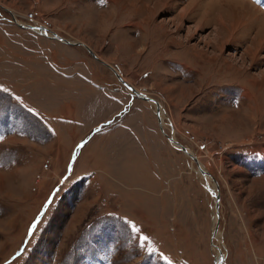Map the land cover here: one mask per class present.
Returning a JSON list of instances; mask_svg holds the SVG:
<instances>
[{"label":"rangeland","instance_id":"obj_1","mask_svg":"<svg viewBox=\"0 0 264 264\" xmlns=\"http://www.w3.org/2000/svg\"><path fill=\"white\" fill-rule=\"evenodd\" d=\"M248 1L0 0V264H215V245L264 264V0Z\"/></svg>","mask_w":264,"mask_h":264},{"label":"crops","instance_id":"obj_2","mask_svg":"<svg viewBox=\"0 0 264 264\" xmlns=\"http://www.w3.org/2000/svg\"><path fill=\"white\" fill-rule=\"evenodd\" d=\"M52 3V2H51ZM257 10H259L258 8H256V11ZM259 12L260 13H263L264 14V11L263 10H259ZM245 18H247V17H245ZM245 18H242V20H244L245 21ZM247 23V24H246ZM252 23H251V21H249V23H248V21L247 22H244V23H239L237 26H241V25H243V26H246L247 27V29H248V27L251 25ZM93 26H95L94 25V23L92 24ZM253 25V24H252ZM245 27V28H246ZM245 28H243V30L245 29ZM257 30V32H256V35H254L253 36V39L251 38V40H250V45H249V47L252 45L253 46V49L254 48H256V49H259V48H261V47H263V45H264V35L262 36L261 35V31H259V29H256ZM249 47H247V50L249 49ZM192 51H194L195 50V47L194 48H190ZM189 49V50H190ZM194 49V50H193ZM253 51V50H252ZM256 52H258V51H254V52H252L251 54H253V55H255L256 54ZM189 58H192L193 60H195V61H197L198 59H195L194 57V54H193V52L191 53V55L190 56H188ZM114 63H115V65H117L118 64V66H121L122 67V65H121V63H119L118 61H115L114 60ZM184 63V62H183ZM182 63V64H183ZM210 63V62H209ZM208 63V64H209ZM185 64V63H184ZM207 64V65H208ZM191 67V69L192 70H199V69H197V68H194L193 66H190ZM207 68V67H206ZM102 83H105V82H102ZM107 84V83H106ZM244 88H243V86L241 87V91L243 92L244 90H243ZM119 93H120V90H117ZM138 99V98H137ZM136 102V101H135ZM139 103V102H138ZM137 103V104H138ZM136 104V105H137ZM151 108V107H150ZM145 111H147V110H144V111H142V112H140V115H141V117H140V119H149V122H151V117L149 116V114L148 115H144V113H145ZM152 124V123H151ZM138 132V135H136V134H134L133 136H132V138H130V139H132L131 141H132V143L135 145H137V143L135 142V140L138 142V145H139V143H141V144H143V145H141V147H142V149L140 150V152H141V160H144L145 161V165L147 164V160H146V158L144 157V154L145 153H147V154H149V155H152V152H151V147H152V144H151V142L150 141H148V138L146 137V136H144L143 134H141L140 132H139V130L137 131ZM147 133V132H146ZM147 135H149V134H147ZM134 140V141H133ZM101 151H102V153H105V150H102L101 149ZM145 151V152H144ZM255 156L258 158V159H260V160H263V159H261V157H259V155L258 154H255ZM130 161V158H128L127 160L124 158V160H123V163H125V165H128V164H126L127 162H129ZM131 164H133V162L131 163Z\"/></svg>","mask_w":264,"mask_h":264},{"label":"bare ground","instance_id":"obj_3","mask_svg":"<svg viewBox=\"0 0 264 264\" xmlns=\"http://www.w3.org/2000/svg\"><path fill=\"white\" fill-rule=\"evenodd\" d=\"M237 1V0H236ZM240 1H243V2H245V3H247V4H249L250 6H252L253 8H254V5L253 4H251L248 0H240ZM250 6H249V8H250ZM237 16V15H236ZM12 17H14V18H12V21H14V23H16V24H19V25H22V26H25V27H28V28H32V29H37V30H42V31H45V32H47V35H48V38H51L52 39V36H53V33H54V30L52 29V28H50V26L49 25H47V24H44V23H39L38 22V20H36V19H34V18H31L27 23L26 22H24L25 24H22V23H19L20 21L18 20V18H16L15 17V15L13 14L12 15ZM248 21V20H247ZM245 22V21H244ZM243 22V23H244ZM237 23V22H236ZM236 23H234V24H236ZM247 24V23H246ZM59 36V35H58ZM60 38L64 41V42H68L69 43V40L68 39H66V38H63V37H61L60 36ZM104 62V61H103ZM110 68L112 69V71L114 72V73H116V75H120L121 77H122V75L119 73V71L117 70V69H113L111 66H110ZM226 69H228L229 67H225ZM123 78V77H122ZM123 81H125V79L123 78ZM126 82V81H125ZM127 85H128V87L129 86H131L129 83H127ZM138 92V91H137ZM139 93V92H138ZM153 99H155V98H153ZM155 101H156V99H155ZM155 101H151L152 103H157V102H155ZM156 105V104H155ZM158 110H159V116H160V119H161V123L162 124H165V122H164V118L165 117H163L162 116V112H163V109H162V107L161 106H159L158 105ZM168 137L169 138H171V135H169L168 134ZM172 138H174V136H172ZM178 146V145H177ZM178 147H180L181 148V146H178ZM177 148V147H176ZM190 153V154H189ZM188 155H194L195 156V153L194 152H192L189 148H188V153H187ZM201 163V162H200ZM201 166L204 168V165L201 163ZM197 167H198V165H197ZM199 168V167H198ZM205 169V168H204ZM206 170V169H205ZM198 171H199V173H201V171L198 169ZM202 174V173H201ZM202 176L204 177V178H208V180H209V178H211L209 175H206V176H204L203 174H202ZM216 223H217V221H216ZM215 223V224H216ZM214 228H215V226H214ZM213 228V229H214ZM219 231V230H218ZM218 231L216 232V234L218 233ZM216 236V235H215ZM216 237H218V236H216ZM215 237V238H216ZM215 245V244H214ZM215 247H217V249H219V253H221V250H220V248H219V246H217V245H215Z\"/></svg>","mask_w":264,"mask_h":264},{"label":"water","instance_id":"obj_4","mask_svg":"<svg viewBox=\"0 0 264 264\" xmlns=\"http://www.w3.org/2000/svg\"><path fill=\"white\" fill-rule=\"evenodd\" d=\"M62 40V39H61ZM78 44H84V43H82V42H78ZM107 66H111L110 64H108L107 62H104ZM113 69H115L113 66H111ZM118 76V78L121 80V81H123V78L120 76V75H117ZM123 82H125V81H123ZM129 88H132V89H134L132 86H129ZM135 90V89H134ZM134 95L135 96H137V97H141V98H143V99H145V100H153V101H155V99H153L152 97H148V96H146V95H141L140 93H138L137 91H135L134 92ZM155 102H157V103H155L156 104V111H157V114H159V110H158V105L159 106H161V104L156 100ZM160 115V114H159ZM158 115V119H159V124H160V127L162 128V123L160 122L161 121V119H160V116ZM175 141V140H174ZM176 142V141H175ZM181 149L182 150H184L186 153H188V148L187 147H185V146H181ZM190 154V153H189ZM191 157L195 160V162L197 163V165H198V167H199V170L201 171V173L204 175V176H206V175H208V171L207 170H205L202 166H201V163H200V161H199V159L196 157V156H194V155H191ZM209 187V186H208ZM211 188V191L215 194V196L217 197V201H216V206H217V208L219 207V200H218V196H219V194L213 189L212 190V187H210ZM215 191V192H214ZM219 230V224H218V222H217V224H216V226H215V228L213 229V236H212V243H213V245H214V239H215V235H216V232ZM225 259V256H224V254L222 253V251H221V253H220V256H219V258H217V260L215 261V264H221L222 262H223V260Z\"/></svg>","mask_w":264,"mask_h":264},{"label":"built area","instance_id":"obj_5","mask_svg":"<svg viewBox=\"0 0 264 264\" xmlns=\"http://www.w3.org/2000/svg\"><path fill=\"white\" fill-rule=\"evenodd\" d=\"M34 15H38V13L37 12H33L32 15H29V17H34ZM40 17H41V19L43 18L44 24L48 23V20L45 17H42V16H40Z\"/></svg>","mask_w":264,"mask_h":264},{"label":"snow or ice","instance_id":"obj_6","mask_svg":"<svg viewBox=\"0 0 264 264\" xmlns=\"http://www.w3.org/2000/svg\"><path fill=\"white\" fill-rule=\"evenodd\" d=\"M261 2V0H257V3H260Z\"/></svg>","mask_w":264,"mask_h":264},{"label":"trees","instance_id":"obj_7","mask_svg":"<svg viewBox=\"0 0 264 264\" xmlns=\"http://www.w3.org/2000/svg\"><path fill=\"white\" fill-rule=\"evenodd\" d=\"M256 5V4H255Z\"/></svg>","mask_w":264,"mask_h":264}]
</instances>
